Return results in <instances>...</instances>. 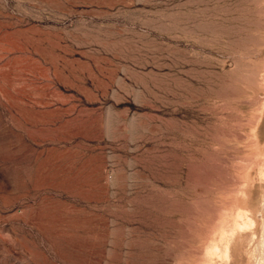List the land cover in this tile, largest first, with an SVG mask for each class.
<instances>
[{
    "label": "rangeland",
    "instance_id": "obj_1",
    "mask_svg": "<svg viewBox=\"0 0 264 264\" xmlns=\"http://www.w3.org/2000/svg\"><path fill=\"white\" fill-rule=\"evenodd\" d=\"M0 264H264V0H0Z\"/></svg>",
    "mask_w": 264,
    "mask_h": 264
},
{
    "label": "bare ground",
    "instance_id": "obj_2",
    "mask_svg": "<svg viewBox=\"0 0 264 264\" xmlns=\"http://www.w3.org/2000/svg\"><path fill=\"white\" fill-rule=\"evenodd\" d=\"M209 251H210V249H208ZM213 250V249H212ZM211 252H213V251H211Z\"/></svg>",
    "mask_w": 264,
    "mask_h": 264
}]
</instances>
